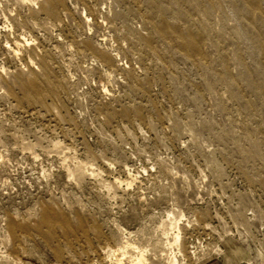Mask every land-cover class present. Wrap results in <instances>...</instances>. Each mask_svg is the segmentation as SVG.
<instances>
[{"label":"rangeland","instance_id":"rangeland-1","mask_svg":"<svg viewBox=\"0 0 264 264\" xmlns=\"http://www.w3.org/2000/svg\"><path fill=\"white\" fill-rule=\"evenodd\" d=\"M0 0V264H264V0Z\"/></svg>","mask_w":264,"mask_h":264},{"label":"bare ground","instance_id":"bare-ground-1","mask_svg":"<svg viewBox=\"0 0 264 264\" xmlns=\"http://www.w3.org/2000/svg\"><path fill=\"white\" fill-rule=\"evenodd\" d=\"M50 5L53 6V2H52V0H50Z\"/></svg>","mask_w":264,"mask_h":264}]
</instances>
